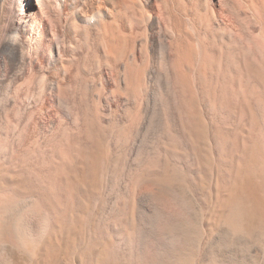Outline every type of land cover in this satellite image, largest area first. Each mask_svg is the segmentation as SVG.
Returning <instances> with one entry per match:
<instances>
[{
    "label": "bare ground",
    "instance_id": "bare-ground-1",
    "mask_svg": "<svg viewBox=\"0 0 264 264\" xmlns=\"http://www.w3.org/2000/svg\"><path fill=\"white\" fill-rule=\"evenodd\" d=\"M0 0V264H264V0Z\"/></svg>",
    "mask_w": 264,
    "mask_h": 264
},
{
    "label": "rangeland",
    "instance_id": "rangeland-1",
    "mask_svg": "<svg viewBox=\"0 0 264 264\" xmlns=\"http://www.w3.org/2000/svg\"><path fill=\"white\" fill-rule=\"evenodd\" d=\"M31 1V0H30ZM29 1V2H30ZM14 261H15V264H26L25 263V260L24 259H22V257L20 256V255H17L16 253H14Z\"/></svg>",
    "mask_w": 264,
    "mask_h": 264
}]
</instances>
